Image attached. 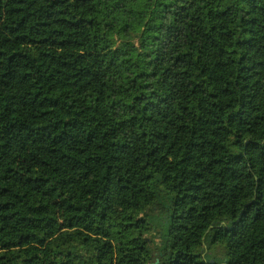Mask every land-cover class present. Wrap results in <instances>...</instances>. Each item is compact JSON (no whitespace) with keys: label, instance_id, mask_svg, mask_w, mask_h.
<instances>
[{"label":"trees","instance_id":"trees-1","mask_svg":"<svg viewBox=\"0 0 264 264\" xmlns=\"http://www.w3.org/2000/svg\"><path fill=\"white\" fill-rule=\"evenodd\" d=\"M264 264V0H0V264Z\"/></svg>","mask_w":264,"mask_h":264},{"label":"water","instance_id":"water-1","mask_svg":"<svg viewBox=\"0 0 264 264\" xmlns=\"http://www.w3.org/2000/svg\"><path fill=\"white\" fill-rule=\"evenodd\" d=\"M155 264H157V262Z\"/></svg>","mask_w":264,"mask_h":264}]
</instances>
